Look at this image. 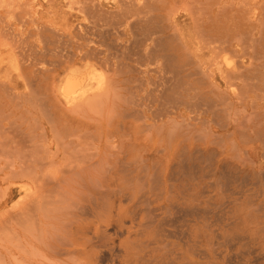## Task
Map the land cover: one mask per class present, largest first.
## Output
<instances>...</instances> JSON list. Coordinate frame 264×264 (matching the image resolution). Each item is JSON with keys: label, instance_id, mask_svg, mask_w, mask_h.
<instances>
[{"label": "rangeland", "instance_id": "1", "mask_svg": "<svg viewBox=\"0 0 264 264\" xmlns=\"http://www.w3.org/2000/svg\"><path fill=\"white\" fill-rule=\"evenodd\" d=\"M121 1L0 0V33L2 32L0 34V264H57L54 261L46 260L35 250L39 235L37 236V227L34 226L37 229H34L36 234L32 230L33 225L36 224L34 217H32L34 215L25 211L27 209L25 206L29 205L27 193H30L28 191L30 184L26 180L21 179L22 175L27 174L24 167H28V172L34 168V173L38 175L41 173V176L45 175L46 181L48 179L46 178L48 177L46 173L50 174L51 177L49 176V178H53L52 182L54 183L56 178L61 176L59 174L62 173L63 175V173L71 170L70 168L72 167H74L72 169L76 170V161L83 156L82 154L86 156V153L90 151L93 154L96 152L95 155H97V151L95 150L97 140L94 137L96 130L89 129L90 131L89 133L87 132V135L86 133H81L80 128H78L81 126V118L79 119V117L72 113L65 112V114H59L57 120H54L63 129L62 144L59 146L57 144L48 145L45 140H42V136H38L40 134L38 130L39 124L44 119L49 118L50 109L53 108L55 110L50 97L40 94L41 90L37 84L40 83L41 72L43 70H48L47 72L57 71L60 74L57 79V86H61L67 79L81 82V87L78 91H84L88 87L101 83L106 76L132 78L133 80H130L129 84L122 86V89L125 92V88H127L126 92L136 94V96L130 95L131 98H138L141 102H137L138 105L131 104L132 106L121 102L116 107L119 110L132 109L135 106H137L135 107L136 109H141L139 108L140 105H148L150 123V118L155 114L150 111L166 107L163 100L167 97L158 94L162 90L164 91V88L156 87V84L159 85L164 80L158 79L159 75L154 71L155 66L149 65L150 60L147 59L145 61L144 56L149 58L148 54L150 51L159 49L162 52L160 54L161 58L159 59L160 56L158 55L156 60H162L163 62L165 46L174 45L171 39L173 33L168 28L169 24H175L180 31L184 32L185 37L190 38L192 44L198 42L191 16L181 10L183 6H192L190 5L191 0H163V2H161L162 0H149L151 3L148 0H144L145 3L143 0H136L137 11L138 13L140 12V15L138 17L134 16L130 21L133 23L136 19H139L138 21H144L140 22L145 23L146 21L147 24H157L161 27V33L157 37H153L152 40L149 39L144 43L139 42L138 44L136 42L139 40L137 38L134 40L135 35H132L128 26L130 24L129 20V22L127 21L122 26L114 25L118 15L122 12L125 13V10L127 14L130 12V7H123L122 4L125 3ZM251 1H254V5L259 2L258 0ZM161 3H163V6ZM81 4L85 5L84 7L88 10V14L80 13L78 7ZM149 6L154 8L150 14L148 12L151 9ZM134 8L129 14H135L136 11L134 10H136V7ZM202 10L201 16L202 20H204L205 9ZM168 11L173 14L170 22V16L167 15ZM138 13L136 12V14ZM89 15L93 16L90 17ZM110 15L111 17H109ZM219 20L221 21L223 18L220 17ZM96 26H101L102 32L106 33L103 38L98 39L95 37ZM224 26L223 24V26L218 28L222 32L216 30L213 34V41L219 40L216 38L218 35H234L238 32L246 33L247 29L250 28L246 24L229 27V29H226V26ZM203 27L205 28V25ZM205 30L207 31L208 28H205ZM263 37L264 30L260 32V38ZM89 39L92 41L91 43L88 42ZM156 39H160L162 45L158 44L160 46L157 47L154 41ZM54 41L56 42L53 43ZM214 44L217 45L219 43ZM124 47H127V52H134L133 50H135V55L128 56L127 52L122 55L120 52H123ZM201 49L205 53V56H202V58L206 60L205 58L210 57V53L207 50H203V48ZM73 53L76 55L74 56ZM142 53H145L144 56ZM139 56H142V61ZM176 59L179 62L186 61V58L182 55H177ZM108 64L113 65V67L124 64L123 66L127 67V72L122 75L119 71H107ZM187 68L191 69L190 66H187ZM199 77L200 75L194 71H192L190 77L188 76V72H181L178 77H175L171 81H178V84L182 85L181 87L184 89H186L187 84L191 83L184 93L182 92L186 99L192 96L196 90L195 94H200V99L208 98L209 95L206 94L207 90L201 86L202 81L199 82ZM137 81L140 83V85L138 84L139 88L135 84L138 83ZM164 82L167 85L171 84L169 81ZM257 83L259 84V82ZM261 84V90H264V81ZM134 87H137L136 90ZM194 88L195 91L192 90ZM176 90L177 92L182 91L180 88ZM262 93L264 94V91ZM31 94H33L34 98ZM40 97H42L41 100L43 99V104L40 103L42 102L39 99ZM160 97L164 98L161 99ZM34 100L40 106L37 103H33ZM146 100H148V103ZM80 102L76 103L79 104ZM41 104L45 106L46 118L43 117L44 108ZM40 107L43 108L41 110L43 111L42 113L38 109ZM176 108L182 115H188V111L184 110L188 108L186 104L185 106L176 105ZM176 108L174 107L173 109ZM213 108L216 110L222 109V105L220 106L217 103V106ZM200 109L202 112L205 111L203 106L199 107V111ZM216 110L212 114L210 111L203 112L200 117L208 121L211 120L210 125L216 126L220 120H213L215 118L213 114L223 115ZM259 122H244L241 125L244 124L245 131L250 134L251 138H254L253 133H264V121ZM88 123L90 125L93 124L91 120ZM35 125L38 126L36 127ZM214 130L219 131L218 128H214ZM22 131L23 133L21 134ZM106 132L108 133L109 131L106 130ZM79 135H83L85 138L82 136L79 137L82 139L77 140L79 139ZM74 137L77 138L75 139ZM237 137L239 136H236V139ZM93 138L95 141H93ZM88 140L89 145L91 142L92 148L90 147L91 145L89 146L86 143ZM108 140H106V144ZM82 141H86L84 142L86 144H83ZM238 141H240V138L237 139ZM188 143L185 141L183 146L185 149H179L173 153L167 169L164 167L166 166L164 165L166 161L163 158L153 160V157H149V143L136 146V149L139 151L136 155H133V161L137 160L141 166L148 164V168L144 172L141 170L142 168L136 167L135 172L132 171L142 179L140 183L142 185L141 188H139L140 184H135L134 188L135 190L138 188L136 191L137 196L145 194L148 197V210L150 213L148 228L144 230L140 238L148 242V253L142 264H264V159L260 165L261 167H259L260 169H257V174H252L248 171L236 158L228 159L226 168L223 169L217 164L218 158L216 156L217 153L214 151L215 146L210 144L204 145L201 141L194 143L192 141V144ZM80 144L83 145L81 146ZM106 144V148L109 147L110 149H106L104 146L102 157L106 158L104 161L108 163L107 167L112 171H119L113 166L115 165L116 167L117 163H122L123 158V163L132 162V159L129 157L119 154L117 140H113L111 144ZM255 144L257 143L243 144L238 142L237 147L243 149ZM86 145L90 148H85L87 147ZM195 145H200V151L195 149ZM45 149L47 150L45 151ZM54 149L56 150L54 151ZM72 149L76 151V156H74L75 152L71 154ZM77 149L78 154H80L79 149H81L82 153L80 157L77 155ZM83 151H86V153ZM35 153H37V156ZM95 155L91 154L93 156L91 157V161L92 158L93 161L96 159ZM50 157H53L52 162H49ZM68 158L69 160L70 158L73 159L72 162L71 160H67ZM74 158H78V160ZM83 158H85V162L87 160L90 162L87 156H83ZM34 159L36 161L39 159L42 165L37 161L36 163L39 162L37 166L34 163L35 161H32ZM74 160L76 161L74 162ZM81 162L79 161L78 165ZM65 163L68 166H72H69V169L66 166L67 171L65 170L66 168L64 169L65 171L63 170L64 167L62 168V166L66 165ZM40 165L45 166L47 169L45 167L38 168L41 167ZM22 166L23 168H21ZM49 168L51 169L49 170ZM21 169L25 170L24 174L19 173L22 171ZM45 169L46 172L44 173ZM53 172L56 175L52 174ZM29 173H33V171ZM46 185L47 188H52L53 184H50L51 186L49 184ZM163 185L166 186V193L162 194V198L158 197L156 199L155 195L159 194L158 190L163 188ZM47 191L49 192V190ZM136 206L139 217L144 218L146 210L144 211L143 209H146V206L140 202H137ZM33 237H36L38 240L34 241Z\"/></svg>", "mask_w": 264, "mask_h": 264}, {"label": "bare ground", "instance_id": "2", "mask_svg": "<svg viewBox=\"0 0 264 264\" xmlns=\"http://www.w3.org/2000/svg\"><path fill=\"white\" fill-rule=\"evenodd\" d=\"M260 1H262L260 4L258 3L254 5L253 4L254 1H251V0H242V1H239V0H233V1L191 0L190 5L192 6L190 7L183 6L181 8L182 11L187 12L191 16L192 21H193V27H195V31H194L196 32L195 34H199V36L201 35L200 41H201L203 50H207L210 53V57L205 58L206 60H204L202 56H205V53H200V50L198 49L197 46L192 44L190 38L185 37L184 32L180 31L179 28H177L175 24H171L172 26L171 30L173 33L171 39H172V43L174 42V45H175V46H172L174 48L173 52L171 53L172 57H176L177 55H182L184 57H187L189 62L192 61L191 63L193 64L196 63L195 68L198 69L199 71L198 73L200 75L199 82L202 81L201 86L207 90L206 94L209 95L208 98L200 99L199 94H195L197 92L196 90L195 93L191 91L194 94L192 96H189L187 99L182 98L183 95L180 94L179 96H177L178 99L174 100V97H176V95L178 94L175 95V92L173 93L174 90L172 89L180 88L184 90V88L181 87L182 85L174 84V83H171V85L167 86V87H171L172 92L170 91L169 93H173L174 97H171V95L168 93L170 95V98H169L170 100H168V97H167L165 99H167L168 102L164 101V103L167 102V104H170L171 108L173 107V105L176 108V105L185 106L186 104V106L188 107L187 109H185V111H188L187 116H184L178 112L175 118L165 119L166 114L169 113L171 108L169 107V110H167L168 106L164 104L165 106H167V108L165 107L166 109H164L161 106L162 107L161 110L159 109L155 110L154 111L155 114L150 118V123H149V118H148V113H149L148 107L149 106L148 105L146 106L143 104L140 105L139 108L141 109H136L135 107L137 106H135L132 109L119 110L117 109L116 106H118L117 104H120L121 102L131 105V104H137V102L140 103L141 100L139 101L138 98L136 99L131 98L130 95H135L133 93H129V94L126 93L127 95L121 94L120 96L117 94L115 95L113 92L114 82L109 81L108 91H105L106 93L104 92L102 95L94 96V97H90L89 99H86V102L84 103V106L82 107H77L71 110H63V111L52 112V113L50 112V114L48 115L49 118L44 119V121H42L39 124L38 130L40 134L38 136H42L43 137L42 140H45V142L48 145L57 144L59 146L60 144L63 143L62 142L63 129H61L62 127H60V125H58L56 121L54 120L55 119L57 120V118L59 117V114H65V112L72 113L75 116L79 117V119L81 118V126L78 127L80 128L79 129L80 132L84 134L86 133L87 135V132L89 133L90 131L89 129H95L96 131L94 132L95 134L94 137L97 140V143L95 144V150L97 151V155H95L96 154L95 151H94L95 152L94 154L91 153L90 151L87 153L86 151H83L87 154L86 155L87 159H89L90 161L88 162L87 160L88 162L87 163L85 162L86 160L84 161L85 158H83V156L84 157L86 156L84 154H82L83 156L80 155L82 153L81 149H79L80 154H78L79 152L77 149V155L81 157L79 158V160L78 158L77 159L74 158L78 160V161L74 160V162L76 161V164H77V166L75 167L76 170L72 169L74 167H72L71 165L69 166L72 168H70L65 163L66 165L62 166V168L64 167L63 170L66 168V166H68V169L70 168L71 170H68L66 168L65 170L66 171L68 170V171L63 173V175L62 173L59 174L61 176L57 177L54 183L52 182L53 178H49L50 174L46 173V176L48 175V177H46L48 178L46 181L45 175L41 176L40 172H39L40 173L39 175L34 173L35 171L33 170L34 168H32V170L30 168V170L33 171V173H29L31 171L28 172V169H27L28 167L27 168L24 167V169L27 171L26 172L27 174L22 175L21 179L26 180L30 184V188L28 190L30 191V193L27 191L28 192L27 200L29 201V205L25 206L27 207V209H25L24 207L23 208L25 209L27 213L30 212L32 213V215H34L32 217H34L36 224H35V221L33 220L35 225H33L32 223L33 225L32 230L35 229L34 226L37 227L38 229L37 236L39 235L38 236L39 240L36 237L35 238L33 237V238H34V241L36 239L38 240V243H36L37 245H35V250L36 252H38L39 255L44 257L46 260L54 261L57 264H142V262L145 261V257L147 256V253H148V242L147 240L144 241V240H141L140 238L143 235L144 230L148 228V222H150L148 221L149 220L148 217L150 213L148 210V197L145 194H141L140 196L136 195V191L138 190V188L137 190H135L134 185L140 184L142 179L141 177H138V175L134 173L135 172L134 170H135V167L142 168L141 170H143L144 172V170L148 168V164L141 166L140 163L137 162V160L133 161V155H136L139 151L138 149H136L137 145H141V144L144 145V144L149 143V157H153L152 158L153 160L154 159L157 160L158 158L160 159L163 158L166 161V164H164L166 166L164 165L163 166L166 167L167 169L173 157L172 156L173 153L179 149H185L183 147L184 146L183 143L185 141L189 142L188 144H192L191 143L192 141L193 143L201 141V143H203L204 145L210 144V145L215 146L214 151L217 153L216 156L218 158L217 164L221 168L223 169L226 168V162L228 159L236 158L237 161L243 167H246L248 169V171H250L252 174H257V169L261 167L260 165L264 161L263 160L264 159V133L263 134L253 133V136L255 139L251 138L250 134L247 131H245V127L243 126L244 124L243 125L241 124L244 122L250 123L252 121H258V122L264 121V94L262 93L264 90H261L262 88L261 83H263L264 81V37L260 38V32L264 30V16H263L264 0H260ZM121 2L125 3V4H122L123 7L124 6L125 7H136V12L138 13L137 11L138 7H137L136 0H124ZM149 2L151 3V1ZM161 2H163V0ZM161 5L163 6V3H161ZM84 6H85L84 4H81L78 8L80 12L83 11V14L84 13L88 14L87 13L88 10H86ZM123 9H126V8H123ZM153 9L154 8H151L150 10L147 9L149 10L148 11L149 14L151 13ZM202 9H205L204 10L205 11L204 20H202V16H201L202 15L201 12L203 11ZM121 14H124V13H121ZM126 15L127 14L125 10V14L123 17H125ZM138 15H140V12L137 14L136 17H138ZM167 15L170 16V19H169V22H170L171 18H173V14H171L168 11ZM109 17H111V15ZM220 17H222L223 20L220 21L219 20ZM125 19L123 18L121 20H125ZM89 20L91 21V19ZM140 21H143V20H140ZM95 22L98 23L99 21H95ZM150 22L152 21L150 20ZM115 23L117 25L116 21ZM129 23H131V21ZM151 24L152 23H150V25ZM223 24L226 26V27L224 26L226 29H229V27H234V26L236 27L238 25H244V24L249 25L250 28L247 29L248 31L246 33L238 32L237 34H234V35H228V34L218 35L216 36V38H218L219 40L213 41L214 40L213 34L216 32V30L221 31V30H218V28L223 26ZM203 25H205V28H208L207 31L205 30ZM148 30L149 29H147L145 33ZM3 33H6V32H3ZM0 34H2V32ZM8 34L10 33L8 32ZM151 35L153 36L152 32H151ZM101 36L104 37L103 35ZM145 36H147V34ZM14 37L16 36L14 35ZM142 37L141 39H138L139 37L138 38L135 37L134 40H136V38L137 40H142ZM55 42L56 41H54L53 43ZM214 43H219V44L215 45ZM133 51L134 53L136 52L135 50ZM157 53H156V56H157ZM123 54H125V52ZM144 54L142 53L143 56ZM18 57H19V54H18ZM139 57H140V60L142 61L143 60L141 58L142 56H139ZM146 57L144 56V58L146 59L145 61L149 59ZM154 59H155V56H154ZM166 60H168V58ZM153 62L155 63L156 61H153ZM161 63H162V60H161ZM169 63H171V60ZM193 64H190V65H193ZM121 65L119 67H121L122 71H124L126 66L123 67ZM154 66H156V64ZM109 67L111 68V66ZM171 67L172 69L174 68L173 66ZM163 70L166 71L165 68ZM168 70H169V67H168ZM166 73L167 72H164L163 74L166 75ZM172 73L175 74L174 71ZM179 73L180 72H178V74ZM173 74L171 75V77L168 76V78L171 79L173 78L172 76H174L175 78V75ZM178 76L179 75H177L176 77ZM127 82L125 83V81H122L120 83L124 85V84H127ZM257 82H259V84ZM141 83L143 84V82ZM164 83H162V85ZM135 84H137V87L140 85L139 82ZM189 84H187V87H185L186 89L188 88ZM159 85L156 84V87H159ZM80 87H81V82H76L72 79H68L66 80L63 87L61 88L60 94L63 97V99L67 103H69L71 102V99L73 98L72 96H74L77 93ZM126 90L128 89L125 88V92ZM160 90L162 89L160 88ZM192 90L195 91V88ZM158 94L164 95V93H161V92ZM31 96H33V94H31ZM41 98L42 97H40L39 99L41 100ZM171 98H173V100H171ZM179 98H182V99H179ZM35 101L36 100H34L33 103H37ZM146 102L148 103V100H146ZM40 103L43 104V101ZM217 103L220 104V106L222 105L223 106L222 108H224V106H229V109L224 108V109L216 110L213 107L217 106ZM42 106L44 109L42 107H40L41 109L40 108L38 109L40 111L43 109L44 111L43 117L46 118L45 116L47 115L45 112V106L44 105ZM200 106L204 107L205 111L203 112L210 111V113L212 114L216 110V111H219V113L223 114L222 116H219L218 114H213L215 115V118L213 120H217V119L220 120L216 124L217 127L214 125H210L211 120L208 121L200 117V115L203 113L201 109L199 111ZM173 108L172 110H175ZM43 111H41L40 113H42ZM89 120H91L93 124L90 125L88 123ZM35 126L37 127L38 125H35ZM214 128H218L219 131L218 132L215 131ZM1 130H2V127H1ZM106 130H108L109 132L107 133ZM22 133L23 131L21 132V134ZM82 136L79 135L78 138ZM236 136H239L237 137V139L240 138V141H238L239 143H243V144L253 143L254 144V142H256L257 144L245 147L243 149L239 148L237 147L238 142H237ZM83 137L85 138V136ZM84 138L83 140H85ZM80 139L82 138H79L77 140H80ZM89 140L88 142H86L87 141L86 139V141L84 142L88 143L89 145ZM106 140H108L107 144H106ZM113 140L118 141L119 154H123L126 157H129L130 159H132V162L130 163H123L124 161L123 160L124 158H123L122 163H117L116 167L115 165L113 166L120 172L112 171L110 168H108L107 167L108 163L104 161L106 158L104 159L102 157L105 144L106 145L111 144ZM93 141H95V139ZM84 142L82 141L83 144H86ZM83 144H80V145L82 146ZM88 145H86L87 147L85 148H90V147L92 148L91 142H90L91 146L89 145L90 146L89 147ZM199 147L200 145H195V149L197 151H200ZM63 148L61 149L64 150L65 148L64 149ZM107 148L110 149L109 147ZM46 150L47 149H45V151ZM55 150L56 149H54V151ZM72 152H75V155L74 154L73 155L76 156V151H73L72 149L71 154ZM35 154L37 156V153ZM71 154L69 155L71 156ZM91 154L96 156V159L94 161H93V158L91 161V157H93L91 156ZM50 158L51 159L49 162H52L51 160L53 157H50ZM25 160H23V162H25ZM67 160H69V158ZM70 160L72 162L73 159L70 158ZM32 161H35L34 163H36L37 161L40 162L39 159H37V161L35 159ZM79 161L80 162L82 161L80 165H78ZM39 162L36 163L37 166L39 165ZM83 162H85L84 164L86 165L82 164ZM19 164H22V163H19ZM23 166L25 165L23 164ZM23 166L21 168H23ZM30 166L32 167V165ZM53 166H56V165H53ZM53 166L52 168H54ZM43 167L45 166H41L38 168L41 169ZM24 169H21L22 171L20 172L18 171V172L21 174L22 173L24 174L25 173ZM46 169L44 173L46 172ZM50 169L51 168H49V170ZM121 171H124V172H121ZM52 174H55V173L53 172ZM49 181H51L52 183ZM45 183L49 184V186H51L50 184H53L52 188H47V185ZM141 186L142 185L140 184L139 188H141ZM165 187L166 186L163 185V188L158 190L159 194H157L158 196L155 195L156 199L158 197L162 198V194L166 193ZM47 190H49V192ZM137 202H140L142 205L146 206V209L145 208L143 209L144 211L146 210L144 214L146 216L144 218H141L138 215V212L136 210ZM35 230L33 233L36 234Z\"/></svg>", "mask_w": 264, "mask_h": 264}, {"label": "crops", "instance_id": "3", "mask_svg": "<svg viewBox=\"0 0 264 264\" xmlns=\"http://www.w3.org/2000/svg\"><path fill=\"white\" fill-rule=\"evenodd\" d=\"M259 2V4L262 2V1H260V0H258ZM132 9H134V7L132 8V7H130V12H132ZM134 11H136V10H134ZM80 13H83V11L82 12H80ZM122 13H124V12H122ZM85 14V13H84ZM125 14V13H124ZM124 14H120V15H122V16H120V15H118V17H117V20H116V22H117V25H116V23L114 22V25H116V26H122V25H124V24H126V22H127V19L128 20H131L132 19V17L133 16H137V14L135 13V14H133V13H131V14H127L125 17H123L124 16ZM120 16V17H119ZM263 16H264V12H263ZM125 19V18H127V19H125V20H121V19H123V18ZM119 19V20H118ZM121 22H123V23H121ZM132 26H131V25ZM129 24V28H131V33H133V35H136L135 37H139L138 39H141V37L143 36L144 37V39H143V37H142V40H139V41H137L136 43L138 44L139 42H145V41H147V40H149V39H153V37H157V35H159L160 33H161V27L159 26V25H155V24H149V26L146 24V23H143V22H138V20L136 19L135 20V22H131ZM114 25H112V26H114ZM136 25V26H135ZM153 25H155V26H153ZM127 26V25H126ZM147 26V27H146ZM135 27H137V28H135ZM153 29H152V28ZM158 27H159V29H158ZM171 24H169V26H168V28L171 30ZM101 27H99V26H97V28L95 29V33L94 34H96L95 35V37H97V36H99V37H101V38H103L101 35H103V36H105L104 34H106V33H101L102 32V30L100 29ZM155 28V29H154ZM194 28V31H195V27H193ZM144 29V30H143ZM147 29H149L146 33H145V31L147 30ZM152 29V30H151ZM135 30H136V32H135ZM137 30H138V32H137ZM143 30V31H142ZM151 30V31H150ZM159 30V31H158ZM153 31H155V32H153ZM172 31V30H171ZM151 32L153 33V36L151 35ZM149 33V34H148ZM154 33H156V34H154ZM158 33V34H157ZM196 33V32H195ZM98 34H100V35H98ZM147 34V36H145ZM150 35V36H149ZM197 35V38H198V42L197 43H195L194 45L195 46H197L198 47V49L200 50V53H204L203 51H201L202 49V45H201V35L199 36V34H196ZM76 37V36H75ZM99 37H97L98 39H100ZM148 37H150V38H148ZM90 41V42H89ZM155 41V44H156V46L158 47V46H160V45H162V43H161V41H160V39H156V40H154ZM88 42L89 43H91L92 41L89 39L88 40ZM158 42V43H157ZM158 44H160V45H158ZM173 46H175V45H173ZM166 48H165V56H163V58L165 57V59L163 60V62L161 63V61H157L156 59V57H158V55L160 56V54L162 53L159 49V51L158 50H154V51H150L149 52V60H150V62H149V65H155L156 64V66L154 67V71L156 72V73H158L159 74V78L158 79H163L164 81H171V79H173L174 78V76H172L173 78H168V76H170L171 77V75L173 74L172 72L174 71V73L175 74H173V75H175V77L177 76V75H179L181 72H188V76H191L190 74H192V71H194V72H196L198 75H199V71H198V69H196L195 68V66H196V63L195 64H193V63H191V62H189L188 61V59H187V57H185L186 58V61H184V62H179L177 59H176V57H172V55H171V53L173 52V50H174V48L171 46V45H168V47L167 46H165ZM125 48V49H124ZM123 48V52H120L122 55H124L123 53L125 52V54H126V52H127V47H124ZM190 49H192V48H190ZM153 52V53H152ZM157 52H159V53H157ZM136 53V52H135ZM135 53L134 52H127V55L128 56H130V55H135ZM156 53H157V56H156ZM152 54H153V56H152ZM73 55L75 56L76 54L75 53H73ZM154 56H155V59H154ZM161 58V56L159 57V59ZM168 58V60H166ZM173 58H175V59H173ZM154 59V60H153ZM171 60V63H169L170 62V60ZM153 61H156L155 63L153 62ZM166 61H168V62H166ZM165 62H166V64H165ZM187 63V64H186ZM190 64H193V65H190ZM109 66H111V68L109 67ZM121 66H123V65H121ZM166 66H167V68H166ZM171 66H173L174 68L172 69V67ZM187 66H190L191 67V69L190 68H187ZM106 67V66H105ZM109 67V68H108ZM124 67V66H123ZM122 67V68H123ZM168 67H169V70H168ZM107 71H119V73H123V75L127 72L126 70H127V67H125V69H124V71H122V69H121V67H113V65H109L108 64V66H107ZM165 68V70L166 71H164L163 69ZM195 68V69H194ZM120 69H121V71H120ZM43 70V69H42ZM162 70V71H161ZM171 70V71H170ZM45 71V72H44ZM44 71H42L41 72V78L39 79V81H40V83L39 84H37L38 85V88L41 90V93L40 94H42V95H45V96H48V97H50V100H51V103L53 104V106L55 107V110H53V108L52 109H50V112L52 113V112H58V111H63V110H71V109H74V108H77V107H82V106H84V103L86 102V99H89L90 97H94V96H99V95H102L105 91H108V85H109V81H112V82H114V90H113V92H114V94L116 95H121V94H125V95H127V94H129V92H124L123 91V89H122V86H124V85H127V84H129V81L128 80H131L132 78H128V77H122V78H120V77H114V76H106V78L104 79V81H102L101 83H98L97 85H95V86H91V87H88L86 90H84V91H82V90H79V91H77V93L74 95V96H72L73 98L71 99V102H69V103H67L64 99H63V97L61 96V94H60V91H61V88L63 87V85H64V83L66 82H64L61 86H57V79L59 78V76H60V74L57 72V71H54V72H47L48 70H44ZM170 71V72H169ZM164 72H167L166 73V75H164L163 73ZM178 72H180L179 74H178ZM169 73H171V74H169ZM164 75V76H163ZM165 77H166V79H165ZM168 78V79H167ZM170 79V80H169ZM68 80V79H67ZM133 80V79H132ZM131 80V81H132ZM122 81H125V83L127 82V84H124V85H122L120 82H122ZM164 81L162 82V83H164ZM177 82V83H176ZM162 83L159 85V87H163L164 88V91L166 92H161V93H164V95L163 94H161V95H163V96H165V97H168V100H170L169 98H170V95H171V97H174V92H175V95L176 94H178V95H176V97H174V100L175 99H178L177 98V96H179L180 94L181 95H183L182 94V91L184 92V90L183 89H181L182 91H179V92H177V90H175V89H177V88H174V89H172V90H174L173 91V93H169L170 91H171V87H167V86H169V85H167L166 83H164L163 85H162ZM171 83H174V84H178V81H175V82H172L171 81ZM107 85V86H106ZM171 85V84H170ZM52 87V88H51ZM166 87H167V89H166ZM169 88V89H168ZM120 90V91H119ZM169 90V91H168ZM43 91V92H42ZM123 91V92H122ZM172 92V91H171ZM106 93V92H105ZM127 93V94H126ZM160 93V92H159ZM170 95H169V94ZM135 96H136V94H135ZM198 96V95H197ZM199 96H200V94H199ZM209 97V96H208ZM182 98H184V99H186V97H185V95H183V97ZM182 98H179V99H182ZM168 100L167 99H165V100H163V103H164V101H167L168 102ZM171 100H173V98H171ZM79 101H81L80 102V104H77L76 102H79ZM167 102L166 103H164V104H166L167 106H168V108H167V106H166V108H167V110H169V107H170V104H167ZM69 104H72V105H69ZM58 106H59V108H58ZM179 106V105H178ZM173 107H174V105H173ZM172 107V108H173ZM223 107V106H222ZM165 107H164V109H166ZM171 108V107H170ZM172 108L170 109V111H169V115L168 114H166V118L165 119H171V118H175L176 117V115H177V113L179 112V110L176 108L175 109V111H173L172 110ZM224 108H228L229 109V106H224ZM224 108H222V109H224ZM162 109V108H161ZM161 109H159V110H161ZM185 110V109H184ZM154 111L155 110H151L150 112H153L154 113ZM218 120V119H217ZM217 127V126H216ZM184 144V143H183Z\"/></svg>", "mask_w": 264, "mask_h": 264}]
</instances>
